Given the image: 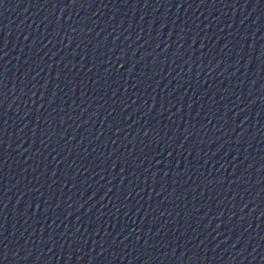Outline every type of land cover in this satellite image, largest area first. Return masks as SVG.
Masks as SVG:
<instances>
[{"label": "water", "instance_id": "95a60500", "mask_svg": "<svg viewBox=\"0 0 264 264\" xmlns=\"http://www.w3.org/2000/svg\"><path fill=\"white\" fill-rule=\"evenodd\" d=\"M0 264H264V0H3Z\"/></svg>", "mask_w": 264, "mask_h": 264}, {"label": "snow or ice", "instance_id": "6c2138e0", "mask_svg": "<svg viewBox=\"0 0 264 264\" xmlns=\"http://www.w3.org/2000/svg\"><path fill=\"white\" fill-rule=\"evenodd\" d=\"M3 2V0H0V3H2Z\"/></svg>", "mask_w": 264, "mask_h": 264}]
</instances>
